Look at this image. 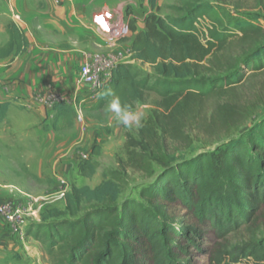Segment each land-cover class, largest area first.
Segmentation results:
<instances>
[{
  "label": "trees",
  "instance_id": "16d2710c",
  "mask_svg": "<svg viewBox=\"0 0 264 264\" xmlns=\"http://www.w3.org/2000/svg\"><path fill=\"white\" fill-rule=\"evenodd\" d=\"M149 2L156 8V0ZM180 2L182 6L175 8L181 14L177 18L149 14L142 29L133 22L129 26L132 36L124 42H128L134 62L153 69V83L140 78L134 64L121 63L97 90L77 95L74 105L64 100L52 104L53 131L73 127L77 109L90 97L95 99L92 110L109 105L110 98L100 97L106 89L132 109L145 92H153L161 98L163 109L150 121L156 128L141 131L149 153L130 155V166L138 172L150 174L152 163L161 167L157 182L140 192L142 201L117 203L123 180L111 173L114 181L93 189H74L66 195L71 216L78 215L82 203L90 205L81 210L79 218L67 219L66 214L51 210L30 229L28 234L43 245L52 264H185L172 252L168 234L177 233L158 202L181 203L220 238L248 223L264 205V117L243 137H229L219 149L190 159L165 153L161 142L154 140L158 134L179 139V123L191 104L226 97L246 78L264 73L262 25L236 22L219 30L218 20L212 19V25L201 34L196 20L210 16L214 8L199 0ZM5 31L9 40L0 48V59L17 56L27 46L25 36L13 23H7ZM233 38L243 43L242 52L238 57H224ZM9 106V101L0 103V122ZM218 116L225 128L246 119L227 105L220 107ZM99 151L94 145L91 156H98ZM96 169L97 163L81 157L78 170L82 176L92 177ZM212 264H264V239L218 253Z\"/></svg>",
  "mask_w": 264,
  "mask_h": 264
},
{
  "label": "rangeland",
  "instance_id": "374dc122",
  "mask_svg": "<svg viewBox=\"0 0 264 264\" xmlns=\"http://www.w3.org/2000/svg\"><path fill=\"white\" fill-rule=\"evenodd\" d=\"M199 1L214 8L210 16L196 20L195 25L201 34L212 25V19L218 20L219 30L236 22H250L264 27V0ZM181 6L180 0H156V8L152 9L149 0H125L122 9L117 12L123 15L129 26L133 22L137 29H142L147 15L177 18L181 14L175 8ZM0 24L5 26L7 21L0 18ZM3 43L4 37L0 32V48ZM243 47L239 38H233L223 55L238 57ZM121 50L125 53L122 62L134 64L140 78L153 83V69L132 60L127 52L128 42L120 46ZM11 66L9 60L0 59V101L11 103L6 117L0 122V203H11L18 221L12 226L0 216V264H52L43 245L28 233L47 211H59L66 214L67 219H77L82 215L81 210L90 207L82 203L78 215L71 216L65 198L68 193L114 181L111 173H116L123 180L117 203L142 201L140 192L157 182L161 173L158 164L152 163L151 173L145 174L134 170L129 160L131 154L149 153L150 146L141 131L155 127V123L150 121L154 120L156 113L162 112V100L153 92H145L143 99L133 108L141 115L142 126L126 128L118 122L108 105L101 110H92L95 99L90 97L77 109L73 127L53 131L50 128L51 109L48 112L40 103L36 107L22 100L23 94L15 92L18 79L10 72ZM16 66L18 68L20 64ZM226 105L246 117L244 122L225 128L219 122L218 113L220 107ZM188 111L179 123V139L161 138L158 134L154 140L161 142L165 153L190 159L219 149L230 138L243 137L264 117V73L246 78L226 97L191 104ZM94 145L100 149L98 156H91ZM86 156L97 163L92 177L82 176L78 170L81 157ZM158 203L163 206L177 233L170 232L168 237L178 262L212 264L218 253H228L252 240L264 239V205L248 223L220 238L181 203ZM185 229L194 232L183 231Z\"/></svg>",
  "mask_w": 264,
  "mask_h": 264
},
{
  "label": "crops",
  "instance_id": "0c3cea01",
  "mask_svg": "<svg viewBox=\"0 0 264 264\" xmlns=\"http://www.w3.org/2000/svg\"><path fill=\"white\" fill-rule=\"evenodd\" d=\"M124 4L125 0H0V18L13 23L27 41L21 54L3 59L10 61V72L18 79L15 92L35 106L48 96L74 105L75 97L88 91L76 83L82 64L108 51L100 45L98 31L111 27ZM0 32L4 46L9 40L4 25ZM124 43L116 50L120 52Z\"/></svg>",
  "mask_w": 264,
  "mask_h": 264
},
{
  "label": "built area",
  "instance_id": "2783aa9c",
  "mask_svg": "<svg viewBox=\"0 0 264 264\" xmlns=\"http://www.w3.org/2000/svg\"><path fill=\"white\" fill-rule=\"evenodd\" d=\"M98 35L100 45L108 51L92 56L85 61L80 68L79 77L76 81L78 85L86 86L90 92L101 87L109 79L110 71L118 64L123 63L125 53L116 49L130 36L129 25L120 13L111 27L107 30H99ZM127 52L130 53L129 50ZM47 88L50 89L51 87L47 86ZM58 100L48 96L41 101L47 108L51 109L52 104ZM0 216L12 226L18 221V216L14 213L12 204L9 202L0 203Z\"/></svg>",
  "mask_w": 264,
  "mask_h": 264
},
{
  "label": "clouds",
  "instance_id": "9594fccd",
  "mask_svg": "<svg viewBox=\"0 0 264 264\" xmlns=\"http://www.w3.org/2000/svg\"><path fill=\"white\" fill-rule=\"evenodd\" d=\"M100 97L110 98L109 99V109L115 114L116 119L120 124L126 128H131L133 125L135 127H141V115L134 111L129 105L122 104L119 96L111 89H106L100 93Z\"/></svg>",
  "mask_w": 264,
  "mask_h": 264
}]
</instances>
